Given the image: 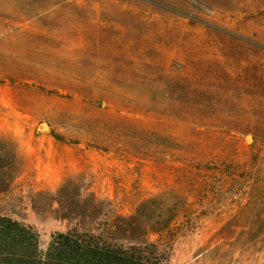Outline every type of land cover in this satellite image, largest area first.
<instances>
[{
  "label": "rangeland",
  "instance_id": "obj_1",
  "mask_svg": "<svg viewBox=\"0 0 264 264\" xmlns=\"http://www.w3.org/2000/svg\"><path fill=\"white\" fill-rule=\"evenodd\" d=\"M0 213L264 264V0H0Z\"/></svg>",
  "mask_w": 264,
  "mask_h": 264
},
{
  "label": "trees",
  "instance_id": "obj_2",
  "mask_svg": "<svg viewBox=\"0 0 264 264\" xmlns=\"http://www.w3.org/2000/svg\"><path fill=\"white\" fill-rule=\"evenodd\" d=\"M0 264H167L155 244L109 246L90 233H55L40 249L30 226L0 213Z\"/></svg>",
  "mask_w": 264,
  "mask_h": 264
}]
</instances>
